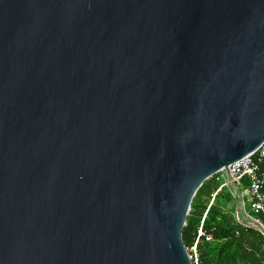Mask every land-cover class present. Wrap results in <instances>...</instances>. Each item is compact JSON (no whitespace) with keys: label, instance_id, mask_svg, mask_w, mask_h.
I'll use <instances>...</instances> for the list:
<instances>
[{"label":"water","instance_id":"water-1","mask_svg":"<svg viewBox=\"0 0 264 264\" xmlns=\"http://www.w3.org/2000/svg\"><path fill=\"white\" fill-rule=\"evenodd\" d=\"M263 145L264 0H0V264H193Z\"/></svg>","mask_w":264,"mask_h":264},{"label":"trees","instance_id":"trees-1","mask_svg":"<svg viewBox=\"0 0 264 264\" xmlns=\"http://www.w3.org/2000/svg\"><path fill=\"white\" fill-rule=\"evenodd\" d=\"M262 169L264 170V164ZM222 184L223 180L215 175L205 182L194 198L183 231L187 249L194 245L198 230L207 214L204 230L213 235L214 239L212 242L205 239L200 242L199 264H264V236L255 229H247L237 223L236 209L233 213L224 212L217 204L226 188L219 192L211 206L212 196ZM228 199L235 200L230 192Z\"/></svg>","mask_w":264,"mask_h":264},{"label":"built area","instance_id":"built-area-1","mask_svg":"<svg viewBox=\"0 0 264 264\" xmlns=\"http://www.w3.org/2000/svg\"><path fill=\"white\" fill-rule=\"evenodd\" d=\"M264 145L253 155L230 166V177L221 172L223 184L212 196L211 206L223 189H229L239 206L236 208V221L247 229L264 227ZM210 206V207H211ZM208 213V212H207ZM207 216V214H206ZM205 216V218H206ZM205 218L200 226L194 245L188 249L193 264H199L198 246L205 239L213 241V235L204 230Z\"/></svg>","mask_w":264,"mask_h":264},{"label":"rangeland","instance_id":"rangeland-1","mask_svg":"<svg viewBox=\"0 0 264 264\" xmlns=\"http://www.w3.org/2000/svg\"><path fill=\"white\" fill-rule=\"evenodd\" d=\"M220 177V179H223L221 175H218ZM229 192L230 190L227 189ZM224 191L223 195H221L218 199L217 204H219V207L221 210H223L224 212H230L233 213L234 210L237 208V200H232L230 201L228 199L229 197V192L228 191ZM216 203V202H215ZM239 206V203H238Z\"/></svg>","mask_w":264,"mask_h":264},{"label":"crops","instance_id":"crops-1","mask_svg":"<svg viewBox=\"0 0 264 264\" xmlns=\"http://www.w3.org/2000/svg\"><path fill=\"white\" fill-rule=\"evenodd\" d=\"M237 206H238V204H237Z\"/></svg>","mask_w":264,"mask_h":264}]
</instances>
